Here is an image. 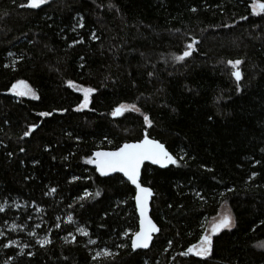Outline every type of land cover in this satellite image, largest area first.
Returning <instances> with one entry per match:
<instances>
[{"label":"trees","instance_id":"16d2710c","mask_svg":"<svg viewBox=\"0 0 264 264\" xmlns=\"http://www.w3.org/2000/svg\"><path fill=\"white\" fill-rule=\"evenodd\" d=\"M256 2L264 0H50L30 9L20 7L27 0H0V264H264ZM193 39L192 56L173 60ZM230 60L242 61L240 81ZM19 80L39 99L12 94ZM69 81L96 89L88 108L77 110L83 94ZM122 104L140 111L113 116ZM145 135L177 164L144 166L160 230L148 250H133L134 187L86 161ZM225 201L235 226L213 236L207 257L181 255Z\"/></svg>","mask_w":264,"mask_h":264},{"label":"snow or ice","instance_id":"6c2138e0","mask_svg":"<svg viewBox=\"0 0 264 264\" xmlns=\"http://www.w3.org/2000/svg\"><path fill=\"white\" fill-rule=\"evenodd\" d=\"M50 0H27L26 4H21L22 8H30V9H39L45 4H49ZM254 14H259L264 12V2L253 3L252 5ZM259 9V12L256 10ZM195 11V9H193ZM242 19H247V17H242ZM226 27L228 25H225ZM77 27H84L83 17H80V22ZM75 31V28L73 29ZM93 38L96 39L95 34H93ZM83 40L73 41L75 43H82ZM198 42L193 39L192 43L188 44L186 50L182 52V54L176 55L173 54V60L177 62L185 61L186 58L192 56L193 51H195L194 45ZM11 55V54H10ZM242 63L241 60L228 61L234 69L232 75L235 77L236 81H240L242 79V73L238 70L237 66ZM151 75V73H150ZM23 81L18 82L17 85H13V91L16 92L19 96L31 95L35 99H39V96L30 88H25L24 90H20L19 85L23 84ZM69 85H72V81L68 82ZM239 91V88L237 89ZM96 89L86 88L83 90L84 92V100L82 104L79 106L77 110L82 108H86L89 104V95L95 92ZM123 111H136L139 112L140 109L135 105H120L114 109L112 112L113 116H117L123 113ZM52 113L50 112H41L39 115L41 116H50ZM145 122L151 124V121L147 116L144 117ZM211 119V117H209ZM39 125L33 124L30 125V130L24 132V136H29L32 131L38 128ZM23 151V149H21ZM94 159H88L86 162L90 164H95L97 171L101 173V175H108L114 172L123 173L125 177H127L128 181H130L133 185H135L136 189H138V194L135 199L137 201L139 210H140V230L135 232L132 238L131 247L133 250L138 248H147L149 246V241L152 238V233L159 231L153 221L147 216L148 212V200L152 196V190L148 187H143L140 183V170L141 165L145 161H151L153 164H158L162 167H167L168 165H176L177 158L168 151L163 143L156 139H150L147 135L144 136L142 140L135 143H125L122 147L118 148L115 151H97ZM255 175V173L253 174ZM76 179V178H74ZM55 192L56 190L53 188L51 190ZM95 195L99 196L100 193L96 192ZM5 210L3 205H0V212ZM69 221L72 220V217L69 216ZM59 227V225H56ZM235 226V222L230 213L224 214L218 221H215L212 225L210 232H205V234L201 237L199 244L193 245L186 252L181 253V255L187 256L189 253H192L195 249V255L200 257H207L213 250V236L220 233L223 229H231ZM15 227V225L13 226ZM79 231L84 236H89L90 233L85 228H78ZM35 235V233H32ZM127 235V233H125ZM10 243H15L12 241ZM41 245H45L51 243V241L47 238L39 241ZM89 243H96L95 240H89ZM27 247V245H24ZM32 255V253H28ZM99 255V253L97 254ZM111 255V252L108 253Z\"/></svg>","mask_w":264,"mask_h":264},{"label":"water","instance_id":"95a60500","mask_svg":"<svg viewBox=\"0 0 264 264\" xmlns=\"http://www.w3.org/2000/svg\"><path fill=\"white\" fill-rule=\"evenodd\" d=\"M148 136V135H147ZM150 139H156V138H153V137H150V136H148ZM144 138V137H143ZM142 138V139H143ZM142 139H140V140H142ZM140 140H137V141H127V142H124L122 145H120L118 148H120V147H122L125 143H135V142H139ZM156 140H158V139H156ZM158 141H160V140H158ZM161 142V141H160ZM161 143H163V142H161ZM164 145H165V147L167 148V146H166V144L165 143H163ZM118 148H115V149H98L97 151H115V150H117ZM168 149V148H167ZM97 151H95V153L97 152ZM168 151L169 152H171L169 149H168ZM94 153V154H95ZM172 153V152H171ZM173 154V153H172ZM174 155V154H173ZM175 156V155H174ZM176 157V156H175ZM95 158V155H93V159ZM146 164H151V165H154V166H157V167H160V168H167V167H169V166H171V164L170 165H168L167 167H162V166H160V165H158V164H153L151 161H145L142 165H141V170H140V183H141V185L143 186V187H148V188H150L151 190H152V196L149 198V200H148V212H147V216L153 221V223L156 225V227L160 230V227H159V225L157 224V222L155 221V219L153 218V216H152V201H153V196H154V191H153V189L149 186V185H146V184H144L143 182H142V174H143V169H144V166L146 165ZM94 167H96L95 166V164H92ZM114 174H121V175H123V173H120V172H114V173H110V174H108V175H106V177L107 176H111V175H114ZM103 176H105V175H103ZM123 177L128 181V179H127V177H125L124 175H123ZM129 183L131 184V186L132 187H134V189H135V196H134V201H135V206H136V212H137V215H138V230L137 231H139L140 230V220H141V216H140V210H139V207H138V204H137V201H136V199H135V197H136V195L138 194V189H136V187H135V185H133L130 181H129ZM136 231V232H137ZM159 231H157V232H153L152 233V238H151V240L149 241V246L147 247V248H138V249H135V250H148L150 247H151V245H152V243H153V240H154V237H155V235L158 233ZM134 235V234H133ZM133 235H132V238H133ZM132 238H131V242H132ZM193 252H195V249L193 250Z\"/></svg>","mask_w":264,"mask_h":264},{"label":"rangeland","instance_id":"374dc122","mask_svg":"<svg viewBox=\"0 0 264 264\" xmlns=\"http://www.w3.org/2000/svg\"><path fill=\"white\" fill-rule=\"evenodd\" d=\"M256 3H258V2H256ZM252 9H253V8H252ZM256 11L259 12V9H257ZM236 70H237V69H236ZM239 71H240V70H239ZM20 81H23V82H24L23 84L19 85L20 90H24L25 88H30V89H32L33 91H35L34 88H33L28 82H26V81H24V80H19L18 82H20ZM18 82L15 83L14 85H17ZM71 86H72L75 90L81 92V93L83 94V98H84V92H83V90L86 89V88H88V87L79 86V85H77V84H75V83H72ZM35 92H36V91H35ZM11 93L14 94L15 96H19V95L16 94L15 91H13V87H12V89H11ZM36 94H37V93H36ZM91 95H92V93L89 95V104H88V106H87L86 108H88L89 105H90ZM24 96H26V97H32L31 95H24ZM83 100H84V99H83ZM86 108H83V109H86ZM226 213H230L231 216H232L233 219H234V222H235V218H234L233 212H232V210H231V207H230L229 203L225 201V202H223V203L221 204V206H220V208H219L217 214L214 215L213 217H211V218L207 221V223H206V232H210L213 223H214L215 221H218V220H219L224 214H226Z\"/></svg>","mask_w":264,"mask_h":264}]
</instances>
